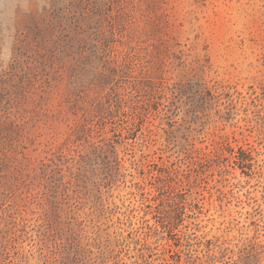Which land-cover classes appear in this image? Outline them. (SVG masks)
Masks as SVG:
<instances>
[{
  "label": "rangeland",
  "instance_id": "rangeland-1",
  "mask_svg": "<svg viewBox=\"0 0 264 264\" xmlns=\"http://www.w3.org/2000/svg\"><path fill=\"white\" fill-rule=\"evenodd\" d=\"M0 264H264V0H0Z\"/></svg>",
  "mask_w": 264,
  "mask_h": 264
}]
</instances>
